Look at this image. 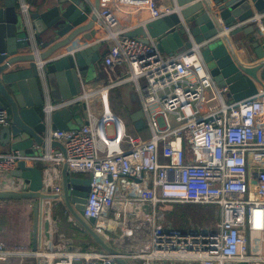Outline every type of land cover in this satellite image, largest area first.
<instances>
[{"label":"built area","instance_id":"built-area-1","mask_svg":"<svg viewBox=\"0 0 264 264\" xmlns=\"http://www.w3.org/2000/svg\"><path fill=\"white\" fill-rule=\"evenodd\" d=\"M17 5L28 20V2L17 0ZM92 9L104 33L91 44H108L101 62L109 71L106 83L87 91L81 80L77 94L53 101L44 77L51 58L36 61L44 89L46 148L26 163L42 162V191L60 194L63 162L68 172L87 174L83 217H93V227L107 238L116 233L121 213L149 203L150 223L141 230V246L115 245L132 264H264V87L228 103L223 98L228 88L214 82L199 43L167 54L148 34L146 42L126 36L134 26H122L118 15L146 12L155 20L172 11L161 10L156 0H99L98 10ZM248 21L260 22L254 16ZM230 29L224 27L215 36H228ZM116 67L121 75L113 72ZM129 81L135 84L145 119V126L134 133L108 105L111 89ZM74 106L84 109L86 121L52 129L53 113ZM8 123L6 109L0 108V127ZM52 141L64 146L65 155L50 147ZM23 158L17 151L0 152V190L27 189L23 179L10 175ZM160 203L211 205L217 217L180 228L158 220ZM51 211L49 237L39 249L8 246L0 238V264H30V259L41 264L115 263L114 255L94 243L70 246Z\"/></svg>","mask_w":264,"mask_h":264},{"label":"water","instance_id":"water-1","mask_svg":"<svg viewBox=\"0 0 264 264\" xmlns=\"http://www.w3.org/2000/svg\"><path fill=\"white\" fill-rule=\"evenodd\" d=\"M191 1L175 0L169 14L134 26L125 35L146 42L148 34L157 40L158 49L167 54L183 51L192 41L199 43L202 59L214 82L227 86L233 100L255 94L256 85L264 87V0ZM92 7L98 10L99 0H93L92 6L88 0H51L35 8L30 6L26 20L18 9L17 0H0V108L6 109L9 117L8 125L0 127V145L24 157L10 175L27 184V189L22 191L0 190V200L33 201L32 250L39 249L42 241L49 237L48 209L58 218L59 209L64 208L65 214L96 246L114 255V264H132L93 227V217H83L89 178L70 176L67 163L63 162L60 194L44 193L42 165H38L39 162L26 164V159H33L46 148L42 110L44 89L36 61L51 58L44 66L46 89L51 100L56 95V100H62L77 94L80 81L87 79L89 69L100 59L101 44L83 45L104 33L95 25L97 17ZM253 16L261 24L246 22ZM224 27H231L228 36H215L224 33ZM79 43L82 46L75 48ZM70 45L74 48H66ZM126 113L136 129L145 126L142 108L135 103L134 96L126 105ZM81 117L80 106L63 108L53 113L51 127L68 129L72 120L80 126L83 123ZM50 147L65 155L60 142L52 141ZM48 199H52L51 206ZM214 216L217 217V212Z\"/></svg>","mask_w":264,"mask_h":264},{"label":"crops","instance_id":"crops-1","mask_svg":"<svg viewBox=\"0 0 264 264\" xmlns=\"http://www.w3.org/2000/svg\"><path fill=\"white\" fill-rule=\"evenodd\" d=\"M28 4L32 7L40 6V4H45L47 2H50L51 0H26ZM197 0H193L190 3H193ZM159 8L163 11H167L174 7L175 0H156ZM208 2L211 3V0H208ZM90 3L93 4V0H90ZM189 3V4H190ZM187 5V4H186ZM185 6V5H184ZM251 10H255L253 7V2L250 1ZM118 18L124 27H130V26H138L140 24H143L144 22L149 21V16L146 12H140V13H130V14H119ZM218 22L222 25V21L220 20V17H217ZM255 24V23H254ZM256 24H261L260 22H257ZM97 26V24L95 23ZM76 42V41H74ZM92 42L89 43V45ZM95 44V43H93ZM83 45H88L87 43H84ZM82 44L75 45V48L81 47ZM108 44L105 42L101 43V47L99 49V55L100 59L96 64H94L97 76L94 77L92 80H85V89L87 91H94L96 90L100 85L106 83L108 81V69H106L102 64L103 57L106 53ZM68 49H73L74 45H70L66 47ZM232 48V47H231ZM67 49H64L66 51ZM233 50V49H232ZM252 50V48H250ZM236 54V53H235ZM95 71V70H94ZM113 72L116 75H121L120 69L117 67L113 70ZM190 77V76H189ZM259 87L258 85H256ZM227 93V92H226ZM110 94V93H109ZM228 94V93H227ZM235 100L231 97L230 94H228V99L226 102L233 103ZM128 103L127 105H129ZM97 107L98 104H96ZM108 105L110 109L118 114L120 117L121 115L119 112L122 111L123 117H121L129 129H131V132H135L136 128L133 126L132 122L128 119L127 113H126V103L121 102V106H115L109 101V95H108ZM81 110V120L86 121L85 112L84 109L80 106ZM75 123V127L78 126L75 120H72ZM138 130V129H137ZM10 151L6 147H3L0 145V152H8ZM27 165H33L32 162H27ZM38 165H42L41 162H39ZM70 176H76L79 178L87 177L88 175L85 173H70L68 172ZM10 177V176H9ZM9 201V202H5ZM1 200L0 201V237L3 240V242L8 246L13 245H25L30 246L31 242V231H32V206L33 201L29 200ZM146 204V202L141 203L140 205H135L131 210H129V214H126V219L124 222L125 225L121 222L116 233L118 231L121 233L123 231L124 238H116V233L112 234V237L116 242H121V244H125L126 246L132 245L133 238H135L138 241V247L141 246L142 243V237H141V230L144 226H146L143 222H140L138 215L141 212H145L146 215H148L150 208V204L148 203L147 206H143ZM215 207V206H214ZM19 208H22V213L20 216H15L17 213V210ZM142 208V209H141ZM216 209V207H215ZM60 215L58 216V219L60 220L58 224V231L63 233L65 237L67 238V242L72 247H85L87 243H90L91 240L89 236L82 230L70 217L68 214H65L64 208H60ZM216 212V211H215ZM27 214H31V222H28L27 225V219L25 218ZM21 217L23 218L21 221ZM122 221V218L120 219ZM28 229V230H27ZM111 233L108 234V239H110ZM43 242V241H42ZM31 247V246H30ZM30 264H37L36 260L30 259L28 261ZM165 264H189L187 262L178 261L173 263H165Z\"/></svg>","mask_w":264,"mask_h":264},{"label":"trees","instance_id":"trees-1","mask_svg":"<svg viewBox=\"0 0 264 264\" xmlns=\"http://www.w3.org/2000/svg\"><path fill=\"white\" fill-rule=\"evenodd\" d=\"M5 202H9V201H5ZM147 205L148 203L144 204L143 206H147ZM182 205H185V209L188 211L184 210ZM156 209H157L156 216L158 220L162 222H170L174 226L180 227V228H183L186 225H190V224L195 225V226H201L203 225L204 220L209 219V218L212 219L216 211L215 207L211 205L177 204V203L176 204H173V203L159 204L157 205ZM148 213L149 214L146 215L145 212H141L138 215L140 222H143L145 225H149L150 223L151 210H149ZM188 218H191L194 221V223L190 222V220L188 221ZM183 220L185 221L183 222ZM183 223H186L185 226H183ZM110 236L111 237L109 240L114 245L121 246V247H138V241L135 238H133L132 245L128 244V246H126L125 244H121V242L120 243L116 242L114 238L112 237V234ZM91 243L93 242L91 241Z\"/></svg>","mask_w":264,"mask_h":264},{"label":"rangeland","instance_id":"rangeland-1","mask_svg":"<svg viewBox=\"0 0 264 264\" xmlns=\"http://www.w3.org/2000/svg\"><path fill=\"white\" fill-rule=\"evenodd\" d=\"M118 69H120V67H117ZM95 70V71H94ZM121 70L122 71H124L125 70V67H123V68H121ZM97 76V72H96V69H95V66L93 65L92 67H91V69H89V71H88V73H87V76H86V78H87V80H92L94 77H96ZM141 82H142V79L140 80ZM132 96H134V101H135V103L137 104H141V102H140V97H139V95H138V92H137V90H136V88H135V84H134V82H132V81H129V82H127V83H124V84H122V85H120V86H116V87H114V88H112L111 89V91H110V94H109V101L112 103V104H114L115 106H118V107H120L121 106V102L123 103V106H124V102L126 103V105L128 104V103H130V101H131V99H132ZM57 97V95L54 97L53 96V98H52V100H56L55 98ZM223 98H224V100L225 101H227V99H228V94L227 93H224L223 94ZM119 114L121 115V117H123V115H122V111L121 112H119ZM75 122L74 121H71L70 123H69V127L70 128H74L75 127V124H74ZM107 132H108V134H110L111 133V127H108L107 128ZM134 133V132H133ZM144 133H145V131H144ZM160 204H163V203H160ZM173 204H176V203H173ZM177 204H180V203H177ZM159 205V204H158ZM135 206V205H134ZM182 207H183V209L184 210H186L185 209V205H182ZM186 211H188V210H186ZM129 212V211H128ZM127 211H125V212H123V213H121V216H120V219L122 218V223L125 225V223L124 222H126L125 221V219H126V214H129ZM21 213H22V208H19L18 210H17V213L15 214V216H20L21 215ZM26 219H27V225H28V222H31V214H27L26 215V217H25ZM22 217H21V221H22ZM215 219V216L212 218V219H206V220H204V222H203V224H205V223H210V222H212L213 220ZM190 220V222H192V223H194V221L191 219V218H188V221ZM185 220H183V222H184ZM181 223V222H180ZM185 224L186 223H183V226H185ZM196 224V223H195ZM200 225V224H199ZM28 227H29V225H28ZM28 230V229H27ZM116 238H124V233H123V231H121V233L118 231V233H116ZM1 238V237H0ZM2 240V239H1ZM3 241V240H2Z\"/></svg>","mask_w":264,"mask_h":264},{"label":"bare ground","instance_id":"bare-ground-1","mask_svg":"<svg viewBox=\"0 0 264 264\" xmlns=\"http://www.w3.org/2000/svg\"><path fill=\"white\" fill-rule=\"evenodd\" d=\"M30 6V5H29Z\"/></svg>","mask_w":264,"mask_h":264}]
</instances>
